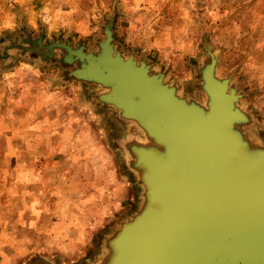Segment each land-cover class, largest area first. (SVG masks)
Here are the masks:
<instances>
[{"label": "rangeland", "instance_id": "rangeland-1", "mask_svg": "<svg viewBox=\"0 0 264 264\" xmlns=\"http://www.w3.org/2000/svg\"><path fill=\"white\" fill-rule=\"evenodd\" d=\"M108 33L205 108L214 57L264 151V0H0V264H100L145 204L130 145L151 140L66 47L97 57Z\"/></svg>", "mask_w": 264, "mask_h": 264}, {"label": "water", "instance_id": "water-1", "mask_svg": "<svg viewBox=\"0 0 264 264\" xmlns=\"http://www.w3.org/2000/svg\"><path fill=\"white\" fill-rule=\"evenodd\" d=\"M111 33L76 76L111 92L103 99L137 121L151 140L131 144L145 204L107 240L100 264H264V151L237 129L245 115L228 80L205 75L208 107L180 98L130 56H113Z\"/></svg>", "mask_w": 264, "mask_h": 264}, {"label": "crops", "instance_id": "crops-1", "mask_svg": "<svg viewBox=\"0 0 264 264\" xmlns=\"http://www.w3.org/2000/svg\"><path fill=\"white\" fill-rule=\"evenodd\" d=\"M62 224V223H61ZM66 224H69L68 222Z\"/></svg>", "mask_w": 264, "mask_h": 264}, {"label": "bare ground", "instance_id": "bare-ground-1", "mask_svg": "<svg viewBox=\"0 0 264 264\" xmlns=\"http://www.w3.org/2000/svg\"><path fill=\"white\" fill-rule=\"evenodd\" d=\"M115 55H116V53H115Z\"/></svg>", "mask_w": 264, "mask_h": 264}]
</instances>
